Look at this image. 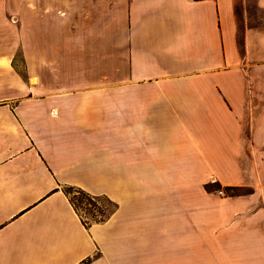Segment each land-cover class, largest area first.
I'll use <instances>...</instances> for the list:
<instances>
[{
  "label": "crops",
  "instance_id": "1",
  "mask_svg": "<svg viewBox=\"0 0 264 264\" xmlns=\"http://www.w3.org/2000/svg\"><path fill=\"white\" fill-rule=\"evenodd\" d=\"M0 264H264V0H0Z\"/></svg>",
  "mask_w": 264,
  "mask_h": 264
},
{
  "label": "rangeland",
  "instance_id": "2",
  "mask_svg": "<svg viewBox=\"0 0 264 264\" xmlns=\"http://www.w3.org/2000/svg\"><path fill=\"white\" fill-rule=\"evenodd\" d=\"M22 28L27 29V22L25 26H23L22 24ZM12 35L14 36V40H17V42L20 41V46L22 47L16 52L15 55L16 68L20 72H22L24 70L22 65L23 57L28 55L29 35L27 31H23L20 34L15 33ZM229 193L234 195L237 193V191L233 190ZM69 197L72 198L73 202L79 207V214L83 219L87 221H90L94 217H98L100 215L107 216L113 209V206L111 205L112 203L110 204V202L102 198L98 199L99 201L97 207L90 206L86 200L80 199V196L74 190L70 191Z\"/></svg>",
  "mask_w": 264,
  "mask_h": 264
},
{
  "label": "trees",
  "instance_id": "3",
  "mask_svg": "<svg viewBox=\"0 0 264 264\" xmlns=\"http://www.w3.org/2000/svg\"><path fill=\"white\" fill-rule=\"evenodd\" d=\"M14 66L16 67V64H15V61H14ZM21 73V72H20ZM76 191L77 192V194L80 196V199H84V200H86L87 201V203L90 205V206H93V207H97L98 206V199H100V198H102V199H104V200H107L106 198H104V197H93V196H90L89 194H87V193H85V192H83V191H81V190H78V189H73V188H67L66 190H65V194L68 196V198H69V201H70V203L72 204V206H73V208L78 212V214H79V207L73 202V200H72V198H70L69 197V194H70V191ZM108 201V200H107ZM109 202V201H108ZM111 204V203H110ZM112 205V204H111ZM113 206V205H112ZM113 209H114V207H113ZM112 209V210H113ZM80 215V214H79ZM109 215V214H108ZM107 215V216H108ZM81 216V215H80ZM107 216H102V215H100V216H98V217H94L93 219H91L90 221H94V222H101V221H103ZM90 221H87V220H83V223H84V225L85 226H89V224H90Z\"/></svg>",
  "mask_w": 264,
  "mask_h": 264
},
{
  "label": "built area",
  "instance_id": "4",
  "mask_svg": "<svg viewBox=\"0 0 264 264\" xmlns=\"http://www.w3.org/2000/svg\"><path fill=\"white\" fill-rule=\"evenodd\" d=\"M219 194H221V191H219Z\"/></svg>",
  "mask_w": 264,
  "mask_h": 264
}]
</instances>
